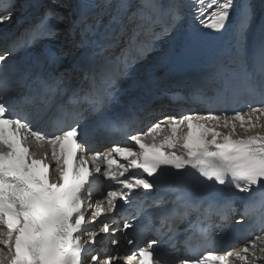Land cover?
Masks as SVG:
<instances>
[{
	"label": "snow or ice",
	"instance_id": "obj_1",
	"mask_svg": "<svg viewBox=\"0 0 264 264\" xmlns=\"http://www.w3.org/2000/svg\"><path fill=\"white\" fill-rule=\"evenodd\" d=\"M104 3L106 7L112 6L111 0ZM190 3L193 19L217 32L226 28L237 7V0H190ZM129 7L127 0H118L117 12L112 17L114 24H121L124 17L151 24L160 16L156 0H139L131 15ZM167 15L173 21H180L184 15L183 0H170ZM49 17L56 21L62 19L50 10L41 20L40 30L25 38V45L38 37L58 35V28L48 22ZM4 18L0 16V22ZM250 20L251 12L242 4L235 34L237 53L229 63L219 62L212 68L205 84L215 82L217 89L210 100L245 92H259L264 97V40L250 55L242 54ZM81 26L84 31L90 30L87 17L79 18L75 27ZM103 39L106 43L98 44L99 51H94L90 58L89 86L78 90L83 92L80 103L90 104L94 110L109 104L124 90L134 59L131 55L134 41L120 56L113 58L105 52L117 47L119 38L105 35ZM11 55L10 51L0 53V74H3L0 77V254L9 253V264H114L117 255L93 250L99 243L97 236L111 233L114 237L120 232L126 238L127 230L134 225L129 220L121 225L114 219L110 224L101 217L117 210L118 199L131 203L130 197L134 194L156 188L157 181L149 178L167 170H173L181 181H187L171 189L178 193V203H186L185 197L190 191L218 185L250 194V199L259 194L260 199L251 200L244 215L249 207L256 209L259 223L264 226V99L257 106L232 115L226 111L219 114L209 111L203 115L164 116L146 130L128 137L139 152L133 151V146H114L109 152L95 151L89 156V141L79 124L83 115L80 104L71 109L72 122L63 128L45 132L37 126L55 97V89L49 83L53 80L49 69L53 64L62 63L67 53L52 52L45 63L27 69L13 64ZM13 89L22 90L15 99L8 95ZM16 105L23 107L17 111ZM63 111L59 109L60 113ZM221 128L229 131L224 133ZM238 128L254 134L237 138ZM166 129L169 134L157 143L156 135ZM149 136L152 143H145L144 138ZM29 138L41 146L47 144L50 152L38 158L33 149L25 146ZM117 156L128 163H119ZM101 162L106 163L104 170ZM129 169H138L142 174L126 177ZM101 176L120 186V190H108L103 193V199L93 200L94 193L101 194ZM168 191L164 190L161 200L167 198ZM257 240L264 244V236H256L242 251L229 250L223 254L209 251L198 258L177 257L174 264H235V260L247 264L248 254L255 255ZM111 243L118 245L120 240L114 238ZM127 243L132 245L134 241L127 239ZM157 244V240H149L125 256L124 264H159ZM0 264H4L2 257Z\"/></svg>",
	"mask_w": 264,
	"mask_h": 264
},
{
	"label": "bare ground",
	"instance_id": "obj_2",
	"mask_svg": "<svg viewBox=\"0 0 264 264\" xmlns=\"http://www.w3.org/2000/svg\"><path fill=\"white\" fill-rule=\"evenodd\" d=\"M52 5L50 6L55 13H57L61 17H65L66 19H70V10L68 7L71 4L70 0H51ZM163 1H165L163 3ZM256 0H237V7L233 10L231 21L227 23L226 31L229 33L233 31L234 35L231 37V45L237 51L236 48V41H235V34L237 31V27L240 21V7L243 4L247 7L251 12V20L250 24L247 27L246 36L247 39L243 44L242 47V54L247 53L251 45L253 44L254 40H258V42L264 40V0H261L256 6L253 5ZM49 0H47V3ZM157 4L160 8V16L157 19V26L156 31L149 36L145 41L149 45L150 54L148 55L147 59L140 62L135 71L136 75L132 78L133 82H141L144 78L149 77L152 74L161 73L163 71V65L167 61V58L174 53L175 41L181 36L183 33L185 24H186V14L183 15L180 21H173L167 15V7L169 5L170 0H156ZM253 5V6H252ZM17 23V20L13 21L12 24ZM52 24L58 23L55 19H52ZM65 26H68V22L65 20L63 22ZM57 28L60 30H64V27L61 26L59 23L56 24ZM234 28V29H233ZM216 32L214 37L221 36L225 33ZM260 33V34H259ZM62 36V35H60ZM263 38V39H262ZM204 114V113H203ZM201 114V115H203ZM220 131L227 133L229 129L221 128ZM257 131H260L259 129ZM237 138L240 136H245L248 134L254 133H245L243 129H237ZM169 131L166 129L162 134L156 135V142H161L167 135ZM148 143H152V137H148L146 139ZM261 236H264L261 235ZM252 240L248 241L246 244L241 246L239 249L233 251L239 252L245 246H249V243ZM257 247L254 250L255 255L253 256L250 252L248 254V261L247 264H264V244H261L259 240L256 241ZM235 264H245L243 261L235 260Z\"/></svg>",
	"mask_w": 264,
	"mask_h": 264
},
{
	"label": "rangeland",
	"instance_id": "obj_3",
	"mask_svg": "<svg viewBox=\"0 0 264 264\" xmlns=\"http://www.w3.org/2000/svg\"><path fill=\"white\" fill-rule=\"evenodd\" d=\"M260 1H261V0H256L255 3H253V5L256 6L258 3H260ZM164 2H165V1H163V3H164ZM253 5H252V6H253Z\"/></svg>",
	"mask_w": 264,
	"mask_h": 264
}]
</instances>
